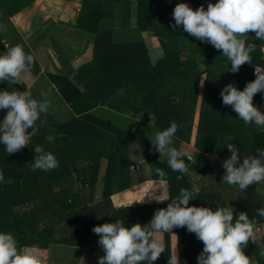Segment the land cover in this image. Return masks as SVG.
Here are the masks:
<instances>
[{
    "label": "trees",
    "instance_id": "trees-1",
    "mask_svg": "<svg viewBox=\"0 0 264 264\" xmlns=\"http://www.w3.org/2000/svg\"><path fill=\"white\" fill-rule=\"evenodd\" d=\"M32 1L26 0L18 8L6 12L12 15ZM120 1H81L76 27L95 34L93 57L79 65L71 77L53 76L60 95L70 104L75 116L58 123L49 113H42L40 119L46 121L45 125L41 127L37 121V131L29 138L28 146L18 153L7 155L5 146L0 144V172L5 177V182H0V233H11L18 250L23 246L46 248L52 243L87 245L95 225L90 206L94 203L103 160L101 196L112 204V209L99 220L106 218L111 223L120 219L126 227L136 223L146 225L153 207L156 210L166 208L171 199L163 203L135 202L140 198H134V193L146 185L132 187L130 184L128 152L132 143L137 142L149 167L160 168L166 173L172 198L182 188L192 190L184 173L172 171L167 159L153 150L151 140L157 131L175 121L179 130L172 146L178 149L191 126L202 74H205V85L195 137L196 153H205L220 162L218 173L222 180L225 171L222 161L231 155L226 147L229 143L239 149L241 160L258 155L257 149L264 150V129L239 120L230 106L222 105L220 97L227 84L232 83L242 91L247 82L255 80V67L264 69L261 52L264 41L254 40L255 33L249 32L246 43L257 45L251 53L252 64L242 65L239 72L233 74L228 70L231 65L222 51L194 37L186 39L187 42L180 40L181 37L188 38L183 37L186 32L182 26L173 30L171 25L153 22L150 5L154 1L163 3L165 10L169 9L170 3H187L195 10L201 4L207 9L208 3L215 4V0H134L135 25L142 31L150 30L153 42L162 48L163 55L152 64L143 42L113 43L111 31L99 29L102 19L113 14V10L108 12L109 7ZM132 1L124 0L126 10L131 8ZM4 52L0 40V54ZM200 60H203L202 69ZM15 86L25 91L21 86ZM253 103L264 113V94L257 93ZM98 105L117 114L129 115L138 124L99 119L90 112ZM49 135L54 137L51 143L45 139ZM37 145L55 155L59 162L55 170H32ZM184 159L188 167L194 166L193 160ZM151 174L154 184L159 178L155 172ZM257 187L255 184L242 192L238 186L222 183L220 190L200 189L198 198L191 200L189 206L210 207L213 211L218 206L232 207L234 221L240 212H245L257 225L264 222V217L257 215V209L264 207V182L260 192ZM228 193L231 196L227 197L229 204L225 202ZM173 232L175 234H158L165 251L155 264H168L172 255V235L176 236L179 264H197L203 243L186 228H174ZM260 243L264 244V235ZM243 251L252 264H264L258 245L250 242ZM92 264H98V261Z\"/></svg>",
    "mask_w": 264,
    "mask_h": 264
},
{
    "label": "clouds",
    "instance_id": "clouds-1",
    "mask_svg": "<svg viewBox=\"0 0 264 264\" xmlns=\"http://www.w3.org/2000/svg\"><path fill=\"white\" fill-rule=\"evenodd\" d=\"M171 24L173 30L180 28L201 43L210 44L230 62L233 74L239 72L242 65L252 64L251 53L256 50V43H246L249 32H254V40L264 41V0H217L209 2L207 9L201 4L193 10L187 3H177ZM34 57L25 54L20 45L7 48L0 54V81L13 85L22 83L27 78ZM255 80L247 82L239 90L229 83L220 92L222 105L231 107L238 114V119L246 125H256L264 129V113L254 105L257 93L264 94V70L255 67ZM204 80L200 81L203 87ZM50 102L38 101L30 91H0V110H7L0 125V144L5 146L7 155L20 152L29 144V138L37 131V121L43 127L45 120L41 114H47ZM35 125L29 135L26 130ZM179 126L175 121L169 127L154 134L151 140L153 150L167 156V164L174 172L187 173L189 168L185 159L192 161L195 157L187 149H177L173 145ZM51 143L54 137H45ZM231 155L222 161L224 175L222 183L238 186L239 191H246L249 186L264 182V150L257 149L258 155H249L241 160L239 149L232 143L227 146ZM32 170L49 172L59 166L55 155L46 152L37 145ZM160 162H163L160 160ZM145 173L155 172L158 176L157 186L144 197L135 201L139 203H163L171 199L166 208H158L150 222L126 227L120 219L92 228L98 245L104 255L98 257V264H155L165 251V245L158 239V234L173 233L174 228H186L194 233L203 243V250L197 257V264H252L244 254L250 242L259 247V256L264 257V244L259 243L256 221L250 220L247 213L240 212L234 221L232 207L218 206L215 211L210 207L189 206V202L198 198V189L182 188L172 198L165 179L166 173L151 167ZM0 182H5L0 172ZM10 183L11 181H7ZM147 197V200H145ZM257 215L264 217V207L257 209ZM177 248L168 259V264H179ZM0 264H42V257L36 248L18 250L17 241L11 233H0Z\"/></svg>",
    "mask_w": 264,
    "mask_h": 264
},
{
    "label": "crops",
    "instance_id": "crops-1",
    "mask_svg": "<svg viewBox=\"0 0 264 264\" xmlns=\"http://www.w3.org/2000/svg\"><path fill=\"white\" fill-rule=\"evenodd\" d=\"M25 1L0 0V40L5 51L7 48L20 45L26 55L30 54L34 57V64L31 66L27 78L23 79L22 83L18 85L25 91H30L34 98L40 100L47 99L50 102L48 113L54 117L56 122L62 123L75 116V112L70 104L65 102L60 95L53 79V76L56 78L64 74L62 61L55 51L53 42L55 41L60 48L63 46L69 53L67 57L70 59L74 74L79 65L85 64L92 59L95 34L76 27V18L82 0H33L18 12L8 15L7 10L16 9ZM216 2L217 0H215ZM123 3L124 0H121L119 3H115V5L109 7L108 12L113 10V14L102 19L99 29H109L113 43L143 42L148 57L151 63L154 64L163 55L162 48L153 42L150 30L142 31L135 25L134 5L136 2L132 1V6L129 10L124 8ZM163 6V3L155 1L150 5L154 14L153 22L171 25L174 23L172 13L176 5L168 4V10H165ZM183 35V37L187 36L188 38H179L182 41L187 42L189 37L191 38L188 33H183ZM61 50L63 51L62 48ZM261 52L264 57V45L261 48ZM200 68H203V60H200ZM260 69L264 70L263 68ZM253 73H255V69ZM203 79H205V74L201 75L200 81ZM200 81L197 100L193 107L191 126L184 140L179 143L178 149H187L196 155H194L195 158L193 159L194 166L188 167L189 171L184 173L191 188L215 190L222 187V180L218 173L220 162L211 156H207L205 153L197 154L195 149L197 123L205 85L204 80V85L201 87ZM2 90L22 92L15 85L0 81V91ZM90 112L97 118L110 122L123 120V122L138 124V121H133L129 115L117 114L106 106L98 105L92 108ZM162 156L167 159L166 154ZM128 159L131 186L146 185L140 191L134 193V198L141 199L150 190L155 188L157 183H152V174L144 172V169L149 166L137 142L132 143L131 150L128 152ZM213 165L217 166L214 168ZM104 169L105 160L101 164L99 180L94 194V203L90 206V216L95 222L94 227L109 223V219L99 220V218L112 209V204L101 196ZM262 184L263 182L258 184V186L262 187ZM227 197H231L230 193L225 196V202L229 204L230 199ZM155 211L156 208L153 207L150 213V220ZM97 220L99 221L97 222ZM257 225L261 226L260 230L256 232V237L260 243L264 233L262 223ZM98 239L99 237L92 232L85 247L52 243L46 248L32 246H23L22 248L38 249L42 257V264H92L98 261V257L104 255L103 250L97 243ZM251 243L257 245L254 242ZM170 245L172 254H174L177 248L175 235L171 236Z\"/></svg>",
    "mask_w": 264,
    "mask_h": 264
},
{
    "label": "water",
    "instance_id": "water-1",
    "mask_svg": "<svg viewBox=\"0 0 264 264\" xmlns=\"http://www.w3.org/2000/svg\"><path fill=\"white\" fill-rule=\"evenodd\" d=\"M54 48L57 51L58 55L63 64V71L66 76H71L73 74V67L70 63L69 57L61 50L59 45L54 41ZM7 110H0V125H2L3 119L6 116ZM35 130V125L26 130V134H31Z\"/></svg>",
    "mask_w": 264,
    "mask_h": 264
},
{
    "label": "rangeland",
    "instance_id": "rangeland-1",
    "mask_svg": "<svg viewBox=\"0 0 264 264\" xmlns=\"http://www.w3.org/2000/svg\"><path fill=\"white\" fill-rule=\"evenodd\" d=\"M61 48L63 49V52L64 53H66V55H68L69 56V53L63 48V46H61ZM56 51V50H55ZM57 52V51H56ZM57 55H58V53H57ZM114 182V181H113ZM261 187V186H260ZM259 186L257 187V189H258V191L260 192V190L262 189V188H260Z\"/></svg>",
    "mask_w": 264,
    "mask_h": 264
},
{
    "label": "built area",
    "instance_id": "built-area-1",
    "mask_svg": "<svg viewBox=\"0 0 264 264\" xmlns=\"http://www.w3.org/2000/svg\"><path fill=\"white\" fill-rule=\"evenodd\" d=\"M257 226V229L260 230L261 226L259 225H256ZM262 229H263V233H264V222H262Z\"/></svg>",
    "mask_w": 264,
    "mask_h": 264
}]
</instances>
